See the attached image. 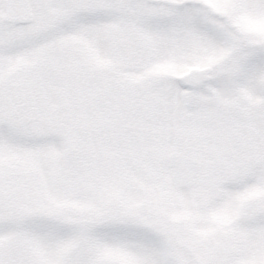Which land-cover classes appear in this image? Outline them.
<instances>
[{"label": "snow or ice", "instance_id": "snow-or-ice-1", "mask_svg": "<svg viewBox=\"0 0 264 264\" xmlns=\"http://www.w3.org/2000/svg\"><path fill=\"white\" fill-rule=\"evenodd\" d=\"M0 264H264V0H0Z\"/></svg>", "mask_w": 264, "mask_h": 264}]
</instances>
